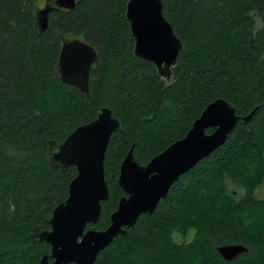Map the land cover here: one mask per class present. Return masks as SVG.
<instances>
[{
  "label": "trees",
  "instance_id": "16d2710c",
  "mask_svg": "<svg viewBox=\"0 0 264 264\" xmlns=\"http://www.w3.org/2000/svg\"><path fill=\"white\" fill-rule=\"evenodd\" d=\"M127 1L76 0L72 9L51 10L39 31L38 0H0V264H39L50 253L31 234L50 228L46 218L77 173L51 166L50 145L102 107L118 119L104 156L109 197L97 223L86 226L104 229L125 195L118 176L129 149L146 164L217 98L238 116L253 111L251 118L180 175L153 213L140 215L93 264H264V198L255 197L264 182V0H161L183 45L169 81L135 56ZM68 37L96 50L88 97L60 79ZM230 243L247 251L226 261L216 247Z\"/></svg>",
  "mask_w": 264,
  "mask_h": 264
},
{
  "label": "water",
  "instance_id": "95a60500",
  "mask_svg": "<svg viewBox=\"0 0 264 264\" xmlns=\"http://www.w3.org/2000/svg\"><path fill=\"white\" fill-rule=\"evenodd\" d=\"M76 0H54L36 15L39 31L47 28L48 13L54 8L72 9ZM125 16L134 39L136 57L151 62L158 75L169 81L171 68L183 45L162 12L161 0H128ZM97 58L94 47L82 38H64L58 57V71L63 83L74 86L88 97L90 68ZM253 114L236 115L224 99L208 103L181 138L170 143L146 164H138L129 149L119 166L118 185L125 193L109 216L104 229L87 228L96 224L101 203L109 197L104 175V156L112 133L120 128L111 110L102 107L95 119L79 125L66 138L50 145L51 166L60 172L75 166L77 173L68 185L66 199L57 204L46 221L49 229L34 228L32 240L45 241L50 253L39 264H93L99 254L118 235L136 223L143 214H151L171 185L199 160L220 147L238 122H247ZM211 128V132L207 129ZM219 255L230 261L247 251L240 243L216 247ZM51 260V261H50Z\"/></svg>",
  "mask_w": 264,
  "mask_h": 264
},
{
  "label": "rangeland",
  "instance_id": "374dc122",
  "mask_svg": "<svg viewBox=\"0 0 264 264\" xmlns=\"http://www.w3.org/2000/svg\"><path fill=\"white\" fill-rule=\"evenodd\" d=\"M44 3H45L44 0H38L37 6L39 8H42L44 6ZM239 193H241L240 190H239ZM255 197L258 199L264 198V182L257 188L256 193H255ZM192 233L193 232L189 233L188 239L192 236ZM174 239H175V241L181 240L180 236L177 234H174Z\"/></svg>",
  "mask_w": 264,
  "mask_h": 264
},
{
  "label": "flooded vegetation",
  "instance_id": "af4514ba",
  "mask_svg": "<svg viewBox=\"0 0 264 264\" xmlns=\"http://www.w3.org/2000/svg\"><path fill=\"white\" fill-rule=\"evenodd\" d=\"M44 5L45 4H51V5H53L54 4V0H44Z\"/></svg>",
  "mask_w": 264,
  "mask_h": 264
}]
</instances>
